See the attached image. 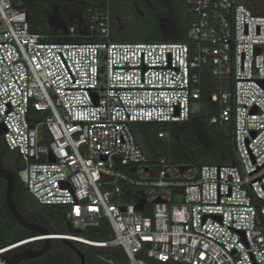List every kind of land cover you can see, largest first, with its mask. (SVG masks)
<instances>
[{
	"label": "built area",
	"instance_id": "2783aa9c",
	"mask_svg": "<svg viewBox=\"0 0 264 264\" xmlns=\"http://www.w3.org/2000/svg\"><path fill=\"white\" fill-rule=\"evenodd\" d=\"M185 1L186 41H115L108 6L88 9L76 41L32 32L26 11L0 0V136L24 163L20 178L40 204L68 207L73 227L111 231L35 235L0 247V264L46 237L122 247L127 264H264V13ZM207 75L210 122L233 124L236 162L151 163L133 124L188 121Z\"/></svg>",
	"mask_w": 264,
	"mask_h": 264
},
{
	"label": "trees",
	"instance_id": "16d2710c",
	"mask_svg": "<svg viewBox=\"0 0 264 264\" xmlns=\"http://www.w3.org/2000/svg\"><path fill=\"white\" fill-rule=\"evenodd\" d=\"M13 0L17 8L24 9L28 15L29 27L32 32L48 34L53 40H87L81 36L85 29L86 13L89 8H110L113 21L119 25L117 32L112 33L115 41H186L188 30L192 19L191 11L185 0H149L155 6L159 14L153 18L141 17L128 19L134 11L133 0ZM250 6V5H249ZM252 8V6H250ZM131 13V14H130ZM65 18H72L73 24L68 28ZM134 23L149 24L143 32H130L122 29L124 24ZM75 27V35H70V28ZM61 28L63 33H61ZM142 30V29H141ZM217 90V81L210 75L204 78L201 107L188 121L183 122H139L132 126V130L138 144L149 157L151 163H156L161 157H166L173 163L190 164L202 166L205 164H232L236 162L235 146L233 140V124L231 122L211 123V117L217 113L218 104L210 99V94ZM40 113V111H37ZM167 133V137H160L159 133ZM0 157L4 156L19 161L20 155L11 151L0 137ZM20 167L16 169L17 191L15 202L19 209L26 208L20 201L29 196L27 188L20 179ZM2 179V178H1ZM3 180V179H2ZM4 181V180H3ZM5 181L3 190L0 187V224L4 222L3 217L9 219L7 226L0 231V247L7 244L20 227L17 220L9 214L5 203ZM31 196V195H30ZM137 195L125 197L126 201L137 202ZM40 204V203H39ZM41 206H44L41 204ZM46 210L52 215L58 209L46 205ZM47 219L41 209H36ZM54 224V223H53ZM55 225V224H54ZM57 233H65L56 229ZM93 240H107L111 237V231L106 223L99 226L95 231H87ZM15 235V236H16ZM86 256V263L92 262L91 255H108L110 260H126L127 256L123 248L92 246L83 242L73 241ZM55 247H61L65 243L61 239H53ZM86 246L87 248H83ZM74 254V253H73ZM122 254V256H120ZM70 256L69 253L61 254L60 257ZM58 260V259H57ZM60 261V260H59ZM94 262V261H93ZM92 262V263H93Z\"/></svg>",
	"mask_w": 264,
	"mask_h": 264
},
{
	"label": "flooded vegetation",
	"instance_id": "af4514ba",
	"mask_svg": "<svg viewBox=\"0 0 264 264\" xmlns=\"http://www.w3.org/2000/svg\"><path fill=\"white\" fill-rule=\"evenodd\" d=\"M106 1L107 3H109L108 0ZM245 1H246V4L250 5L249 0H245ZM133 2H134L133 4H134L135 9L134 11L131 12L132 15L127 16L128 19H132V18L137 19L141 17L153 18L154 16L159 14L158 12H156L154 4L150 2L149 0H133ZM0 166L10 169L16 177V187H15V192H14V199H15V195L17 191V184L19 182L17 180V176L15 172L17 168L6 163L5 160L1 159V157H0ZM2 179L5 181L6 183L5 185H7L6 179L5 178H2ZM5 191H6V187H5ZM5 203H6V198H5ZM6 207L8 208L7 204H6ZM20 211L22 212V214L25 216V218L29 222L34 223L35 225L39 226L42 229L48 230L50 233L56 232V229H57L56 226L50 221L46 220L41 215V213L38 212L36 209H20ZM9 214L10 216H12L10 211H9ZM13 218L17 220L15 217ZM2 219H5V220L2 223V225L0 224V231L3 229V226L5 228V226H7L9 223L8 217L7 218L3 217ZM19 225L20 227L17 230L19 234L17 235L15 234L16 236L13 235L12 236L13 239H11L7 244H5L2 247L17 243L19 241H22L24 239H27L35 235L42 234L39 231L30 230L22 226L20 223ZM44 243H45L44 239L22 243L20 245H17L15 248L9 250L7 252V256L14 257L16 264H81V259L78 253L74 250V248L71 245L65 243V245L61 247H55L53 245V240L49 246V249L46 252H44L41 255L35 256V257L32 256L36 251L40 250L43 247ZM66 250H68L67 253H69L70 256L60 257L61 254L66 253L65 252Z\"/></svg>",
	"mask_w": 264,
	"mask_h": 264
},
{
	"label": "rangeland",
	"instance_id": "374dc122",
	"mask_svg": "<svg viewBox=\"0 0 264 264\" xmlns=\"http://www.w3.org/2000/svg\"><path fill=\"white\" fill-rule=\"evenodd\" d=\"M239 1H243V2L246 3L245 0H239ZM249 2H250V6H252V9L255 12L264 13V0H249ZM65 24L69 28L73 24L72 18H65ZM148 27H149V24H147V23L137 24V22H134V23L133 22L132 23H127L126 22V24H124L122 29H125V31L129 30L130 32H137L139 30H140L139 32H143V28H144V30H147ZM118 29H119V25L116 24V21L114 20L112 22V32H115V31L117 32ZM61 33H63V29L62 28H61ZM164 137H167V133H164V136L162 138H164ZM4 160L9 165H12V166H14L16 168L20 167V169H22L23 166H24V163L22 162L21 159L19 161H17L13 157L8 158V157L4 156ZM3 185H4V181L0 178V187L2 188V190H3ZM30 195L26 196V197H23L20 200L25 205L26 208L41 209V211L43 212L44 216L47 219L52 220V222L55 224L57 230L63 231L65 233H69V230H68V228L66 226L68 207H66L64 205H51V206L55 207V209H58L56 211V213H54L52 215L51 211L46 210V208H45L46 205L41 206V204H39L38 201L32 195L31 196ZM83 235L88 237V238L94 236V235L92 236V234L90 232L83 233ZM83 248L86 249L87 247L84 246ZM119 248H122V247H119ZM65 252L67 253L68 250H66ZM120 256H122V254H120ZM90 257L92 258V262L93 261L94 262L92 263V262L89 261L86 264H127L128 263V259L127 258H126V260H123V259H121V260H118V259L110 260V259H113V258H110L108 255H104V256L91 255Z\"/></svg>",
	"mask_w": 264,
	"mask_h": 264
},
{
	"label": "water",
	"instance_id": "95a60500",
	"mask_svg": "<svg viewBox=\"0 0 264 264\" xmlns=\"http://www.w3.org/2000/svg\"><path fill=\"white\" fill-rule=\"evenodd\" d=\"M5 129L3 126L0 127V135L4 134ZM51 160L53 158L51 157ZM0 177L5 178L7 181L6 185V191H5V198H6V204L8 206V209L10 213L12 214L13 217L17 219V221L24 227L30 229V230H36L44 234H49L50 232L48 230L42 229L39 226L35 225L34 223L29 222L25 216L22 214L20 209L18 208L15 199H14V192H15V187H16V177L14 173L3 166H0ZM66 226L69 230V232L72 233H86L87 230L95 231L97 228L96 226H89L87 229H80V228H75L73 227L72 223L67 221ZM53 238L52 237H46L44 239L45 243L43 247L36 251L32 256H38L43 254L49 249V246L52 242ZM61 240L66 243L71 245L74 250L78 253L80 259H81V264H86V256L83 253V251L75 245V243L71 240H68L66 238H61ZM7 260L10 262V264H16V261L14 260V257H8L6 256Z\"/></svg>",
	"mask_w": 264,
	"mask_h": 264
},
{
	"label": "crops",
	"instance_id": "0c3cea01",
	"mask_svg": "<svg viewBox=\"0 0 264 264\" xmlns=\"http://www.w3.org/2000/svg\"><path fill=\"white\" fill-rule=\"evenodd\" d=\"M39 203V202H38ZM43 205V204H42ZM78 247V246H77Z\"/></svg>",
	"mask_w": 264,
	"mask_h": 264
}]
</instances>
